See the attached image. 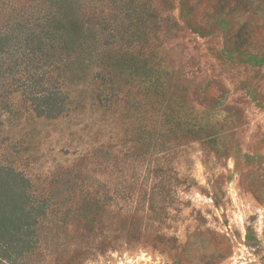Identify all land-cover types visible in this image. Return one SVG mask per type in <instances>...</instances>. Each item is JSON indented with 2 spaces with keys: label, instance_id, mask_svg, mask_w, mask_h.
<instances>
[{
  "label": "rangeland",
  "instance_id": "374dc122",
  "mask_svg": "<svg viewBox=\"0 0 264 264\" xmlns=\"http://www.w3.org/2000/svg\"><path fill=\"white\" fill-rule=\"evenodd\" d=\"M79 1L137 62L67 72L56 118L0 107V166L51 202L31 263L264 264V0H147L140 28L128 0Z\"/></svg>",
  "mask_w": 264,
  "mask_h": 264
},
{
  "label": "trees",
  "instance_id": "16d2710c",
  "mask_svg": "<svg viewBox=\"0 0 264 264\" xmlns=\"http://www.w3.org/2000/svg\"><path fill=\"white\" fill-rule=\"evenodd\" d=\"M39 1L36 15L21 7L20 15H12V0L0 6V107L9 108L10 95L20 91L38 116L56 118L69 111L68 97L61 89L67 72L82 76L96 64L109 68L120 81L127 80L136 55L129 51L119 54L114 48L98 49L97 43H115L116 36L107 38L105 26L87 25L85 2ZM128 1L134 3L130 10L140 28L138 23L148 21L144 17L149 2ZM5 10L8 15H2ZM98 76L106 78L102 72ZM50 204L49 198L35 194L22 173L0 166V264H32V258L41 254L38 250L48 242L47 225L41 217L46 218Z\"/></svg>",
  "mask_w": 264,
  "mask_h": 264
}]
</instances>
